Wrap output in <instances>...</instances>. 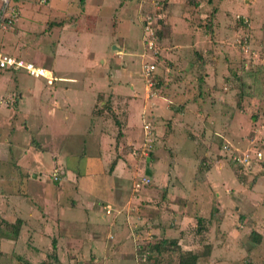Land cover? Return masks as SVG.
Returning a JSON list of instances; mask_svg holds the SVG:
<instances>
[{"label":"rangeland","instance_id":"1","mask_svg":"<svg viewBox=\"0 0 264 264\" xmlns=\"http://www.w3.org/2000/svg\"><path fill=\"white\" fill-rule=\"evenodd\" d=\"M85 5L15 0V19L0 29L2 52L55 77L0 70V264H176L179 250L196 253V264H264V0H117L100 12ZM131 97L126 117L128 102L112 101ZM77 98L87 101L81 109ZM100 102L110 112L97 115ZM244 154L248 164L231 159ZM55 164L66 168L59 190ZM121 198L125 207L104 213L119 229L104 235L101 254L90 252L81 207ZM222 206L232 219L218 217ZM71 218L63 233L58 224ZM161 237L178 246L147 258L145 245Z\"/></svg>","mask_w":264,"mask_h":264},{"label":"crops","instance_id":"2","mask_svg":"<svg viewBox=\"0 0 264 264\" xmlns=\"http://www.w3.org/2000/svg\"><path fill=\"white\" fill-rule=\"evenodd\" d=\"M15 1V0H14ZM117 0H114V2H113V0H107V4H105V1L104 0H96V1H93V0H86V5H85V7H86V9H88L89 7H90V10H92V11H94V8H93V6H95V10H98L99 8H104V7H111L112 5L111 4H113V3H115ZM113 2V3H112ZM104 3V4H103ZM93 5V6H92ZM106 9V8H105ZM100 10L101 9H99L98 11L100 12ZM61 13V12H60ZM68 29H74L73 27H72V25H69L68 27H67ZM66 29V28H65ZM70 32V31H69ZM72 35H75L76 37L78 36L79 38L78 39H80V37H83V36H90V35H92V34H94L95 32H86V31H82V32H80V33H72V32H70ZM68 34V33H67ZM67 34L65 35L66 37H67ZM76 39V38H75ZM81 59H83V63L81 64L80 63V65H81V68H83L84 66L86 67L85 68V75L86 76H88V77H90V76H92V68L90 67V68H88V66H89V60L87 59V55H81ZM84 65V66H83ZM4 70V69H3ZM89 70V71H88ZM9 71H10V69H9ZM15 71V70H14ZM114 88V87H113ZM112 88V89H113ZM93 89V88H92ZM129 89H131V88H129ZM133 89V88H132ZM65 90L67 91V90H69V92H74V91H77L78 92V90H76V88H73V87H71V88H69V89H67L66 87H65ZM81 90V89H80ZM89 90H87V92H88ZM94 91V90H93ZM119 92H121V91H123L122 89L120 90H118ZM118 92V93H119ZM130 92L132 93V91L130 90ZM130 92H128V93H130ZM116 95H119L120 96V94H116ZM129 95H131V94H129ZM133 95V94H132ZM84 97H86L88 100H89V98H88V96L86 95V96H84ZM133 97V96H132ZM131 97V99L129 100V98H127V100H125V99H123V100H121V101H116V99L118 98V96H116V99H114L113 101H112V103H116V102H118L119 104H124V102H128L127 103V106L123 109L124 110V116H126V117H130V115L132 114V112L134 111V109H135V105L134 104H132V103H130V102H132L133 101V98ZM129 100V101H128ZM132 100V101H131ZM55 102V101H54ZM73 103V107L75 108V109H81V106H84L86 103H87V101L85 100V99H83V100H81L80 98H77L75 101H73L72 102ZM104 102H100L99 104L100 105H102ZM92 105H91V103H90V106H89V108H87V109H89L90 110V113H91V107ZM124 106V105H123ZM85 109V108H84ZM117 117H119V116H117ZM97 122V121H96ZM46 126V125H45ZM42 127H44V126H41L40 128H39V131H42L43 129H41ZM125 131H126V129L124 130V133H125ZM102 133V132H101ZM100 133V134H101ZM103 136H105V133H103L102 134V137ZM127 139V136L125 137V140ZM147 160H148V158H147ZM149 162V161H148ZM115 169H116V167H114ZM113 168V169H114ZM114 169V170H115ZM172 190L174 189V190H178L179 192L181 191V189L179 188V187H175V186H173L172 188H171ZM178 191H176V192H178ZM135 198H133V200H134ZM140 200V198H138L137 199V201L135 202V203H138V201ZM125 201V202H124ZM129 202H131L132 200L131 199H129L128 200ZM86 202V203H85ZM84 203L85 204H83V206L81 207V216L83 217V225L85 226V231H86V236H89V250H90V252H99V254H101L100 253V251L101 250H103V247H101V244L103 243V245H104V242H106V241H104V239L105 238H103L104 237V235L108 232V230H110L112 227H115V230L117 231L118 229H119V224H117V223H115L114 222V219L116 218V216L114 215V213L112 212V214H110V215H105V214H109V213H105L104 212V208H103V206H102V209H101V205H105L104 203H101V204H95L94 202H90V201H85ZM124 202V203H123ZM75 203V202H74ZM74 203H71V207H70V209L71 210H75L76 211V213H77V209H76V207H75V204ZM83 203V202H82ZM124 204L123 205V207H125L126 206V199L124 200V198H121V199H118V200H115V202L113 203V205H110V204H106V205H108L109 206V208H111L112 209V207H116L117 206V208H119L120 206H119V204ZM94 204L96 205V206H94ZM227 204V202H224V205H226ZM133 205V204H132ZM95 207H98V208H95ZM219 207H221V205H219ZM176 210V209H175ZM110 211V210H109ZM222 212H223V214L221 215V216H218L220 219H225V218H229V219H232L233 218V216H234V213L231 215L230 214V212H228L227 211V207H223L222 206ZM221 212V213H222ZM105 213V214H104ZM174 213V215H175V217L177 218V219H179V217H178V212H173ZM132 214H130V215H128V216H131ZM59 214L57 215V217H58V220H59V222H60V220H61V218H59ZM74 216H76V214L74 215ZM128 217L127 215H126V213H124V214H122V217ZM198 218H200V217H197V219ZM127 219V218H126ZM142 220H144V219H142ZM180 220L182 221V220H185V216L183 215V216H181L180 217ZM74 221V219L73 218H71V220H69V221H66V220H64L62 223V225H60V224H58V222H57V224L59 225V229L64 233V231L66 230V228L68 229V228H72L73 227V225L76 223V222H73ZM129 221V220H128ZM178 222H179V220H177ZM90 230V231H89ZM119 232V231H118ZM69 236V235H68ZM128 236H129V234H128Z\"/></svg>","mask_w":264,"mask_h":264},{"label":"built area","instance_id":"3","mask_svg":"<svg viewBox=\"0 0 264 264\" xmlns=\"http://www.w3.org/2000/svg\"><path fill=\"white\" fill-rule=\"evenodd\" d=\"M14 2V0H0V29L6 28L7 24H11L12 21L15 19V13L14 10L11 7V4ZM9 10V11H8ZM0 69H13V70H20L28 74L29 76H32L33 78H41L45 79L46 81L54 80L55 77L51 78L50 72L46 70L44 67H40L35 65L34 63L30 61L23 60L21 58H17L16 56H13L11 54L2 52L0 50ZM146 69V68H145ZM153 69L152 65H149L146 69V74L151 72ZM148 73V74H149ZM146 77V76H145ZM145 129L146 135H150L149 130L147 129V125L143 126ZM153 139L150 137H146V142L148 143V148L151 146ZM146 145V143L143 144V146ZM254 157L259 158L260 152H255ZM232 160H235L239 163H249L248 156L245 154L239 158L237 156H232ZM148 183V178L142 177L138 180V182H135L133 184L134 189H137L138 187L145 185ZM104 212L109 213V206H104Z\"/></svg>","mask_w":264,"mask_h":264},{"label":"trees","instance_id":"4","mask_svg":"<svg viewBox=\"0 0 264 264\" xmlns=\"http://www.w3.org/2000/svg\"><path fill=\"white\" fill-rule=\"evenodd\" d=\"M15 2V1H14ZM11 24H7L6 28L10 27ZM19 58V57H17ZM154 69V67H153ZM153 69L151 70V72L153 71ZM1 70V69H0ZM4 70H9V69H4ZM10 71H13V69H10ZM159 84V82L157 83ZM156 85V84H155ZM98 108L97 111H95V113L98 115L100 114L102 111L104 110H107L110 112V104L108 102H104L102 105L96 107ZM98 111H101L100 113ZM111 116L113 118L116 119V116L114 114V112H111ZM118 118V117H117ZM145 123H143V126L144 125H147V129L149 130L150 134H151V131L152 129L149 128V124H148V121L146 119H144ZM113 122H116V120H114ZM117 139V137L115 138V140ZM115 153V152H114ZM150 158V157H149ZM122 160L121 158H118L117 160H112L110 163H109V169L112 171L113 168L115 167L116 163H118V161ZM65 170L66 168H64L61 164H55L54 165V168H53V172H51V176L50 178L52 179V182H53V185H54V188L59 190L60 189V185H61V182H60V179H63L64 178V174H65ZM1 191V189H0ZM137 201V198H135L134 200L131 201L132 204H134L135 202ZM120 209H122V211L124 213H126L125 209L123 210V207H121ZM131 214V213H130ZM129 214V215H130ZM127 215V213H126ZM131 218L133 216H128L127 217V224H128V227H130V221H128V218ZM200 220V218L197 219V222ZM18 227L19 226H16L15 225H12V233L14 234V236L16 235L17 233V230H18ZM129 235L132 234V231L129 230ZM180 232H178L177 236H176V239L178 238V235H179ZM253 234V236H258L257 233H251ZM166 238V237H165ZM165 238H159L158 240L150 243L148 242L146 245H145V248L147 249L148 251V255H147V258L150 257V253H155L158 255H162L165 251L169 250L168 246H178L177 245V240L176 239H165ZM258 240V239H257ZM51 245H52V248L55 247V238H51ZM178 250V249H177ZM179 254L177 256V261H176V264H196L197 260H198V255L194 252H191V250H179ZM48 256H50V258H55V254L54 253H51V254H48ZM156 261V259H155ZM44 264H49L48 262L44 263Z\"/></svg>","mask_w":264,"mask_h":264},{"label":"water","instance_id":"5","mask_svg":"<svg viewBox=\"0 0 264 264\" xmlns=\"http://www.w3.org/2000/svg\"><path fill=\"white\" fill-rule=\"evenodd\" d=\"M113 48V47H112ZM146 174H147V172H146Z\"/></svg>","mask_w":264,"mask_h":264},{"label":"clouds","instance_id":"6","mask_svg":"<svg viewBox=\"0 0 264 264\" xmlns=\"http://www.w3.org/2000/svg\"><path fill=\"white\" fill-rule=\"evenodd\" d=\"M104 208V207H103Z\"/></svg>","mask_w":264,"mask_h":264}]
</instances>
